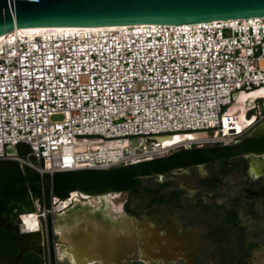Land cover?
I'll return each instance as SVG.
<instances>
[{"label": "built area", "instance_id": "built-area-1", "mask_svg": "<svg viewBox=\"0 0 264 264\" xmlns=\"http://www.w3.org/2000/svg\"><path fill=\"white\" fill-rule=\"evenodd\" d=\"M82 28L0 42V161L33 170L42 188L55 173L230 146L262 122L258 104L241 128L230 108L264 87V17ZM71 199L21 213L20 232L39 233Z\"/></svg>", "mask_w": 264, "mask_h": 264}, {"label": "flooded vegetation", "instance_id": "flooded-vegetation-1", "mask_svg": "<svg viewBox=\"0 0 264 264\" xmlns=\"http://www.w3.org/2000/svg\"><path fill=\"white\" fill-rule=\"evenodd\" d=\"M256 98H263L258 100L260 104L246 101L247 120L255 117V104L260 105L264 116V97ZM13 164L24 176L23 170ZM232 168L243 173L236 194L228 180ZM152 180L157 187L141 183L139 188L114 197L112 202L122 195L126 198L120 206L115 205L120 207L117 212L108 210L113 217L104 214L106 207L98 198L80 195L72 198L61 213L46 216L38 233L41 263L105 264L110 260L106 264H252L254 255L264 249V215L256 210L264 208V156L221 161ZM168 186L175 187L166 190ZM40 189L26 187L33 210L45 205L47 196L41 184ZM157 190L163 201L156 199ZM16 229L22 234L18 223ZM112 231L117 232L114 238L118 241L110 243V249H116L110 259L86 252L78 256L70 243L69 235L91 234L100 244L93 248L98 252L106 249L105 241ZM64 239L68 246L58 244Z\"/></svg>", "mask_w": 264, "mask_h": 264}, {"label": "water", "instance_id": "water-1", "mask_svg": "<svg viewBox=\"0 0 264 264\" xmlns=\"http://www.w3.org/2000/svg\"><path fill=\"white\" fill-rule=\"evenodd\" d=\"M261 17H264V0H0V36L16 28L183 25ZM205 136L193 133L186 138ZM180 139L167 136L160 141L169 143ZM7 152L13 153L14 149L7 147ZM262 156L264 121L230 146L183 150L108 170L55 173L44 184L47 196L44 208L50 209L51 196L63 201L74 191L86 198L127 194L137 180L164 178L212 163ZM23 173L24 176L13 163L0 161V264H42L39 234H18L16 229V223L20 222L16 214L33 210L26 187L41 192L38 174L24 165ZM47 225L49 228L52 225L50 217ZM69 238L78 256L84 252L105 259L116 255L110 243L118 240L112 236L105 241L106 249H98V252L93 248H99L100 244L95 243L97 238L91 234L76 233ZM65 241L67 239L58 244L68 246Z\"/></svg>", "mask_w": 264, "mask_h": 264}, {"label": "bare ground", "instance_id": "bare-ground-1", "mask_svg": "<svg viewBox=\"0 0 264 264\" xmlns=\"http://www.w3.org/2000/svg\"><path fill=\"white\" fill-rule=\"evenodd\" d=\"M117 27H122V26H96V27H84L82 29L117 28ZM76 30H78V27H51V28L50 27H48V28L32 27V28H16V29H14L11 32H14V33L23 35L24 37H29L30 38V37H33V36H40L44 32H49V31H54V32H64V31L73 32V31H76ZM11 32H9V33H11ZM6 35L7 34H4V35L0 36V42L6 37ZM257 90H259V91H257ZM257 90L252 92V93H250V94H240V96L237 98L236 103L230 108V112H237V114H238V122H237V124H238L239 128H241V126L243 124H245V121L247 120L244 117V110H245L246 106L244 107L243 105H236V104H238L239 102H242V101H247V100L249 102H251L253 100V98H255L257 96H263L264 97V89L263 90L257 89ZM244 105H246V103ZM176 141H178V140H176ZM78 196H79V194L77 192H75V191L70 193V198H76ZM116 196H118V194H108V195L101 196V197L98 198L105 205L106 211H105L104 214H106L107 216L113 217L112 213H109L108 210H112L114 212H117L118 209H119L112 202V199L114 197H116ZM67 203H68V201L66 199V202L64 203V205H66ZM89 203H90V201H89ZM111 233L112 234L110 236H112V237H115L117 235L116 234L117 232H115V231H112ZM125 240H126V238L123 239V243H125ZM68 255L70 257L69 253H68Z\"/></svg>", "mask_w": 264, "mask_h": 264}, {"label": "rangeland", "instance_id": "rangeland-1", "mask_svg": "<svg viewBox=\"0 0 264 264\" xmlns=\"http://www.w3.org/2000/svg\"><path fill=\"white\" fill-rule=\"evenodd\" d=\"M245 103H246V101H242V102H239L236 105H243L245 107V105H244ZM257 103L260 104V101H257ZM210 168H212V167H210ZM213 170L216 171V170H218V168L217 169L213 168ZM228 180L231 182L230 186H231L232 192L234 194H236L237 193V189H239L242 186V183H243L242 182L243 181V173H242V170L241 169H234V168H232L231 173L228 175ZM142 183H143V185H149L150 188L157 187L156 183H154L152 179H144L142 181ZM173 187H175V186H171V187L168 186L165 189L166 190H169L170 188H173ZM125 198H126L125 195H122V196L114 199L113 204L120 206L121 203H122V201ZM92 204H94V201L92 202ZM118 208H120V207H118ZM256 210H257V212L260 215H264V208L259 207ZM255 222H257V219H255L254 222H251V225L253 226ZM254 256L255 257L251 260V263L252 264H264V249H261L258 252V254L254 255Z\"/></svg>", "mask_w": 264, "mask_h": 264}, {"label": "trees", "instance_id": "trees-1", "mask_svg": "<svg viewBox=\"0 0 264 264\" xmlns=\"http://www.w3.org/2000/svg\"><path fill=\"white\" fill-rule=\"evenodd\" d=\"M18 149H19V153H23V151H24V148H23V147H20V146H19ZM49 179H50V178H49L48 176L44 177V181H45V182L49 181ZM142 181H143V180H137L136 183H135V186H134L133 188H139L140 185H141V183H142ZM133 188H132V189H133ZM158 191H159V190H157V191L155 192V193H156V194H155V195H156L155 197H156V199H157L158 201H163V197L159 195V192H158ZM233 219H234V218H233Z\"/></svg>", "mask_w": 264, "mask_h": 264}]
</instances>
